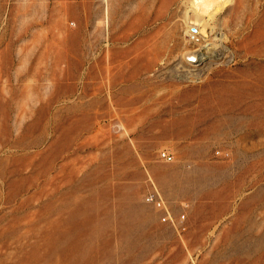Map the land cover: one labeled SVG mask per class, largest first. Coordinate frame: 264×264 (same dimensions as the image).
I'll list each match as a JSON object with an SVG mask.
<instances>
[{
  "label": "rangeland",
  "instance_id": "obj_1",
  "mask_svg": "<svg viewBox=\"0 0 264 264\" xmlns=\"http://www.w3.org/2000/svg\"><path fill=\"white\" fill-rule=\"evenodd\" d=\"M190 1L0 0V264H264V0Z\"/></svg>",
  "mask_w": 264,
  "mask_h": 264
},
{
  "label": "built area",
  "instance_id": "obj_2",
  "mask_svg": "<svg viewBox=\"0 0 264 264\" xmlns=\"http://www.w3.org/2000/svg\"><path fill=\"white\" fill-rule=\"evenodd\" d=\"M162 159L164 161L170 162L174 159V156L171 153L165 151L162 153ZM146 202L153 204L156 209L161 212L160 218H162L163 222L174 223V218L172 217L168 202L163 199L159 189L156 186H153V188L146 195ZM182 217L186 218L185 215Z\"/></svg>",
  "mask_w": 264,
  "mask_h": 264
},
{
  "label": "bare ground",
  "instance_id": "obj_3",
  "mask_svg": "<svg viewBox=\"0 0 264 264\" xmlns=\"http://www.w3.org/2000/svg\"><path fill=\"white\" fill-rule=\"evenodd\" d=\"M126 1H127V0H126ZM191 1H192V0H191ZM191 1H190V2H191ZM223 1H224V0H223ZM226 1H227V0H226ZM221 2H222V1H221ZM192 3L194 4L193 8H194V7L197 8V7L200 6V5H201V6H204V7L206 6V7L208 8L206 11H209V10L211 9V6H212V4L209 3V1H206V0H193ZM224 3H225V2H224ZM128 4H129V3H128ZM220 4H221V3H220ZM222 4H223V3H222ZM126 5H127V4H126ZM220 6H221V5H219V7H218V5H217L218 9L221 8ZM126 7H127V6H126ZM126 7H125V8H126ZM215 7H216V5H215ZM217 7H216V8H217ZM222 7H223V6H222ZM200 8H201V7H200ZM213 8H214V6H213ZM197 9H199V7H198ZM155 10H156V9H155ZM155 10L152 11V12H155ZM194 10H196V9H194ZM200 10H201V9H200ZM212 10H213V9H212ZM214 10H215V9H214ZM198 11H199V10H198ZM201 11H202V10H201ZM206 11H205V12H206ZM147 12H148V11H147ZM205 12L202 11V12H200V13H205ZM208 13H209V12H208ZM156 14H157V13H156ZM211 14H212V13H211ZM211 14H210V15H209V14H205V15H207V16L210 17ZM143 15H144V14H143ZM150 15H151V14H150ZM196 15H197V14H195V15H193V16H196ZM198 15H199V16H196L197 19H198V18H201L200 16H203V17H204V15H200V14H198ZM151 16H152V15H151ZM153 16H154V15H153ZM191 17H192V16H191ZM203 17H202V18H203ZM151 18H152V17H151ZM202 18H201V19H198V20H199L198 22H200V23H199V24H201V25H200V28H201V31L203 32V31L207 30L206 28H208V27L210 26V22H209V20H211V19H209V20H207V21H205V22H203V21H204V20H203L202 23H201L200 20H202ZM159 19H160V18H159ZM205 19H206V18H205ZM147 20H149V19H147ZM147 20H146V21H147ZM152 20H153V19H152ZM188 20L190 21V19H188ZM188 20H187V21H188ZM212 20H213V19H212ZM147 22H148V21H147ZM194 22H195V20L193 21V23H194ZM190 23H191V22H190ZM217 23H218V22H217ZM196 25H197V24H196ZM202 27H203V29H202ZM151 29H152V28H151ZM155 29H156V28H155ZM139 30H140V28H139ZM141 30H142V29H141ZM141 30H140V31H141ZM146 31H147V30H146ZM205 32H206V31H205ZM144 34H145V33H144ZM259 84H261V83H259ZM254 111H256V110H254ZM260 111H262V110H260ZM252 117H253V116H252ZM258 117H259V116H258ZM254 118H255V117H254ZM262 118H263V117H262ZM256 119H258V118H256Z\"/></svg>",
  "mask_w": 264,
  "mask_h": 264
}]
</instances>
